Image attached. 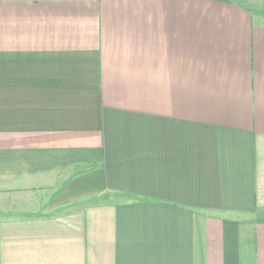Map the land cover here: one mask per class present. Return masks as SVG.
Returning a JSON list of instances; mask_svg holds the SVG:
<instances>
[{"label": "crops", "instance_id": "1", "mask_svg": "<svg viewBox=\"0 0 264 264\" xmlns=\"http://www.w3.org/2000/svg\"><path fill=\"white\" fill-rule=\"evenodd\" d=\"M255 9L0 0V264H264Z\"/></svg>", "mask_w": 264, "mask_h": 264}, {"label": "rangeland", "instance_id": "2", "mask_svg": "<svg viewBox=\"0 0 264 264\" xmlns=\"http://www.w3.org/2000/svg\"><path fill=\"white\" fill-rule=\"evenodd\" d=\"M234 1H238L239 3H243V4H249L250 6L256 8L255 10L260 12L258 14L262 15L261 22H264V0H234ZM12 200H13V194L9 192H0V206L4 202V206L8 207L9 203ZM37 200H39V198H37ZM6 214L7 215L12 214V212H7Z\"/></svg>", "mask_w": 264, "mask_h": 264}]
</instances>
